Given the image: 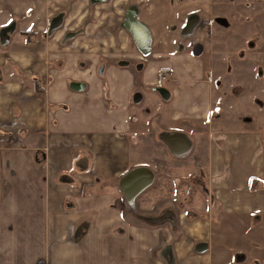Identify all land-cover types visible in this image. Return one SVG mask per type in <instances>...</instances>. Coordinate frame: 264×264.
Returning a JSON list of instances; mask_svg holds the SVG:
<instances>
[{"label": "crops", "instance_id": "0c3cea01", "mask_svg": "<svg viewBox=\"0 0 264 264\" xmlns=\"http://www.w3.org/2000/svg\"><path fill=\"white\" fill-rule=\"evenodd\" d=\"M76 2L68 8L69 0H0V264H264V188L249 185L252 177H264L260 135L235 125L233 116L216 121L217 84L205 49L194 53L172 46V37H154L152 55L168 59L165 86L159 63L148 59L140 70L117 63L124 55L136 63L149 58L121 34L119 43L113 35L104 40L114 47L99 53L83 40L100 41L97 33L70 43L63 31L49 36L60 10L68 12L66 30L94 25L86 19L88 7ZM12 22L3 44L1 32ZM104 59V79H96L94 66ZM76 82L85 89L73 88ZM159 85L170 90L169 100L153 89ZM187 142L190 151L178 154ZM192 150L212 170L210 178H174L178 185L206 182V212L193 206L187 213L186 197L157 198L158 188L172 186V154L184 160ZM143 167L154 173L147 188L156 187L154 209L149 198L138 202L144 192L133 207L121 185ZM242 233L252 243H244Z\"/></svg>", "mask_w": 264, "mask_h": 264}, {"label": "rangeland", "instance_id": "374dc122", "mask_svg": "<svg viewBox=\"0 0 264 264\" xmlns=\"http://www.w3.org/2000/svg\"><path fill=\"white\" fill-rule=\"evenodd\" d=\"M116 1L114 0V2ZM158 1L165 4L168 8H145L142 11V17L152 27L154 37L161 41L162 39L167 41L172 37V46H187L193 49L195 42H200L204 45L205 53L203 52L204 55L202 57L206 61V65L210 68V76L217 84L214 91V113L218 117L216 121L222 117L227 116L230 118L233 116L236 120L235 125H239L244 130L256 132L260 135L263 148L261 150L264 155V0H188L186 5L181 4L176 8L168 5L167 0H149V2H154L155 4ZM73 3L74 1L71 0V5L69 4L68 8H71ZM74 6H77L79 9L87 8V0H77ZM98 7L92 10V20L94 22L91 23L94 25H91L88 29V22H82L81 26L85 29L82 35L88 33L85 36H89L97 33L95 34L96 39L100 41L86 42L85 37L83 39L85 46L89 44L90 48L94 47V50L96 48L94 52L97 53L99 51L101 52L102 49L107 51L114 46L112 44L109 45L108 42L104 43V40L110 39L112 37L111 35H113L116 36L117 43H119L120 41L117 35L121 34V37L126 39L125 44H128L133 49L135 45L130 35L121 28V22H114L115 19L121 17L122 11L111 3ZM81 12L79 11L78 14ZM192 14H198L203 22H199L194 33L187 36L184 34V28L187 25V18ZM205 20L207 22H204ZM73 25L75 26L76 24ZM105 26H108L109 31L107 32L110 33V36L107 32L101 33ZM97 35H100V38ZM148 57L152 63L155 62L161 65L158 71L159 77L161 78L164 71L167 70L164 63L168 59L165 56L157 57L152 55V53ZM132 60L135 61L136 59ZM79 65L80 67H84L85 61H81ZM145 66H148V63H145ZM94 67L97 73L96 79H104L100 74L102 67L101 61H98ZM217 78L219 79L218 81ZM163 85L168 86V82L164 81ZM155 93L158 94L157 92ZM245 117H249L251 120L245 121ZM223 128L221 127L220 129ZM192 140L195 141L194 138ZM147 146L149 147V145ZM150 148L153 147L150 146ZM194 152L195 150H192L190 154L183 156L182 158H185L184 160L176 158L172 154V164L174 163L172 165V186L168 187V191L165 187L157 189L159 190L157 194L158 202H161L163 199L181 200L182 202V200H187L186 198H188V202L192 205L191 207H200L199 210L206 212L207 206L204 205L205 203L207 205V190L204 186H198L200 183L197 179L195 180L196 177L191 185L189 180H184L183 184L178 185L174 178L176 174H180L181 177H186L188 174L191 176L195 174L198 177L205 175L207 180L210 178L212 170L207 164L198 163ZM173 159L176 162H187H185V166L182 169H176L174 167L176 163ZM205 159L209 161V158ZM245 160L246 155L241 157L240 161L246 163ZM200 165L204 170H201ZM259 180L261 183H264V177ZM205 183L201 185H205ZM155 188L152 187L151 189L145 190L140 195L138 202L140 203L143 197L149 198L151 205L153 203L154 209L157 206V198H151V192ZM149 204L150 202L144 200V203L141 205L150 208L151 205ZM183 205L187 204L184 203ZM184 207L187 209L186 206ZM191 207L188 208L187 213L194 212L191 211L194 210V207ZM210 210L211 208L209 206L207 211ZM137 212L140 211L137 210ZM137 216L145 222H150L152 217L149 214L143 213H138ZM210 221L213 224L216 220L213 221L211 219ZM216 225L218 228L222 225L219 218ZM246 233H242V241L247 244L252 243V240ZM254 261L259 262L258 259Z\"/></svg>", "mask_w": 264, "mask_h": 264}, {"label": "water", "instance_id": "95a60500", "mask_svg": "<svg viewBox=\"0 0 264 264\" xmlns=\"http://www.w3.org/2000/svg\"><path fill=\"white\" fill-rule=\"evenodd\" d=\"M103 1V0H101ZM65 12L59 13L57 16H54L50 23V28L48 31L49 36H53L65 24ZM199 20L198 16L192 17V22H188L187 26L185 28L184 33L190 34L195 27L198 26ZM121 28L124 29L126 32H128L131 36L132 41L136 45L139 52L143 55H149L152 52V44H153V34L151 31V28L147 22H143L138 19V9L134 6H132L126 13L125 20L121 22ZM14 31V28H4L1 32V38L2 43H8L10 41V34ZM80 33H82V30L79 32H73L69 36H67L63 39V42L66 43L67 39L69 38H75ZM121 66H123V63H120ZM125 65V64H124ZM143 66L141 65L139 69H141ZM105 66H102L100 69V74H103ZM73 88L83 90L85 89V84L83 83H73ZM154 90L158 91L165 99L169 100L171 98V92L166 87H154ZM141 98H135V101H140ZM191 145L186 144L183 145V147H179L176 151L180 155H185L190 151ZM154 181V173L149 168H136L129 172L121 181V185L124 191V194L126 196V199L129 204H131L133 207L135 206V200L136 198L144 192L147 188H149ZM207 248V245L205 243L200 244L198 249L201 251H204Z\"/></svg>", "mask_w": 264, "mask_h": 264}, {"label": "flooded vegetation", "instance_id": "af4514ba", "mask_svg": "<svg viewBox=\"0 0 264 264\" xmlns=\"http://www.w3.org/2000/svg\"><path fill=\"white\" fill-rule=\"evenodd\" d=\"M69 1H71V0H69ZM72 1H75V0H72ZM187 1L188 0H167V3H168V5H171L172 6V8H176L178 5H186L187 4ZM109 3H111L113 6H115V7H118V9H120V11H122V14H121V17H118L117 19H115L114 20V22H123L124 20H125V17H126V13H127V11L132 7V6H134V7H136L137 9H138V19L139 20H141V21H143V22H148L147 20H145V19H143V17H142V11H143V9H154V8H156V7H163V8H168L165 4H163V3H160L159 1L155 4L154 2H149V0H117L116 2H114V0H103V1H101V0H87V5H88V9H89V13H88V16H87V20L88 21H93L92 20V10H95L98 6H100V5H105V4H109ZM166 6V7H165ZM61 12H65L66 13V15H65V21H66V17H67V13L68 12H66V11H64V10H60L55 16H57L59 13H61ZM195 16H197L196 14H192L191 16H189L188 18H187V23L188 22H192V17L194 18ZM54 17V16H53ZM198 20L200 21V22H203L202 21V19H201V17H200V19H199V17H198ZM204 22H207L206 20L204 21ZM51 23V22H50ZM66 23V22H65ZM14 22H12L11 24H10V28H14ZM81 24H82V22H81ZM81 24L79 25V26H77L76 28H74V29H71V30H66L65 29V24H64V26L62 27V29H60V31H63V37H62V40L67 36V34H69V36L71 35V33H73V32H79V31H81L82 29V33H80L78 36H76L75 38H69V39H67V42L68 43H70V42H72L74 39H76L77 37H79L80 35H82L83 33H84V27H82L81 26ZM120 25H121V23H120ZM85 26V25H84ZM187 26V25H186ZM186 26H185V28H186ZM49 28H50V26H49ZM185 28H184V31H185ZM195 29H196V27L193 29V31L190 33L191 35L194 33V31H195ZM48 31H49V29H48ZM152 31V30H151ZM59 32V31H58ZM153 34V33H152ZM185 34V33H184ZM153 41H154V36H153ZM152 48H153V44H152ZM204 45L202 44V43H200V42H195L194 44H193V51H194V53H201V52H204ZM151 54V53H150ZM202 54V53H201ZM148 61V58L146 57V60H139L137 63H136V61H133L132 60V58H129L128 56H126V55H124V56H122L119 60H117V63L120 65V63H123V66H131V67H136L137 69H139V67L142 65L143 67L142 68H144L145 67V63ZM125 64V65H124ZM101 65L102 66H105V65H107V63H106V60L104 59V60H102L101 61ZM141 68V69H142ZM140 70V69H139ZM162 79L164 80V81H167V79H168V76H167V74H163L162 75ZM157 87H164V86H162V85H159V86H157ZM161 95V94H160ZM162 96V95H161ZM137 97H138V94H137ZM136 97V98H137ZM162 98H164L163 96H162ZM244 120L245 121H250L251 120V118H249V117H245L244 118ZM264 133V132H263ZM202 183H204V181H201ZM204 186V188H205V185H203Z\"/></svg>", "mask_w": 264, "mask_h": 264}, {"label": "trees", "instance_id": "16d2710c", "mask_svg": "<svg viewBox=\"0 0 264 264\" xmlns=\"http://www.w3.org/2000/svg\"><path fill=\"white\" fill-rule=\"evenodd\" d=\"M133 44H134V42H133ZM249 185L251 188H260L261 186L264 188V183L260 184V180L257 177H252Z\"/></svg>", "mask_w": 264, "mask_h": 264}, {"label": "built area", "instance_id": "2783aa9c", "mask_svg": "<svg viewBox=\"0 0 264 264\" xmlns=\"http://www.w3.org/2000/svg\"><path fill=\"white\" fill-rule=\"evenodd\" d=\"M143 60H146V57H144Z\"/></svg>", "mask_w": 264, "mask_h": 264}]
</instances>
